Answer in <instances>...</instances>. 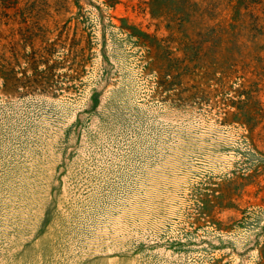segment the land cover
Instances as JSON below:
<instances>
[{"label": "rangeland", "instance_id": "1", "mask_svg": "<svg viewBox=\"0 0 264 264\" xmlns=\"http://www.w3.org/2000/svg\"><path fill=\"white\" fill-rule=\"evenodd\" d=\"M0 264H264V0H0Z\"/></svg>", "mask_w": 264, "mask_h": 264}]
</instances>
